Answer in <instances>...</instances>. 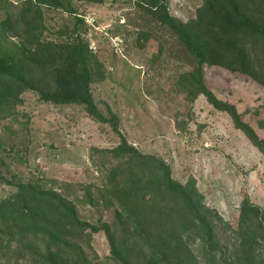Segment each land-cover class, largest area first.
<instances>
[{
	"label": "rangeland",
	"instance_id": "1",
	"mask_svg": "<svg viewBox=\"0 0 264 264\" xmlns=\"http://www.w3.org/2000/svg\"><path fill=\"white\" fill-rule=\"evenodd\" d=\"M146 1L61 0L62 6H56L0 0V45L19 57L26 45L24 31L49 45H67L79 37L94 57V102L105 116L109 108L118 117L127 145L165 162L175 181L194 180L207 207L236 228L245 198L264 209V153L204 96L187 99L179 83L193 70V58L172 31L151 17ZM164 1L169 14L185 23L195 18L204 0ZM45 68L30 69L37 90L16 87L0 103V176L52 188L76 204L82 220L112 223L113 209L91 206L84 191L90 187L98 198L107 173L121 161L111 153L120 139L82 106L40 100L39 91L56 89L54 68ZM204 71L208 89L234 105L264 139V128L258 125L264 120V87L220 67ZM14 192L0 182V201ZM91 245L100 262L114 264L102 232L93 235ZM192 251L200 264H216L202 259L199 244ZM0 264L33 263L15 247L0 252Z\"/></svg>",
	"mask_w": 264,
	"mask_h": 264
},
{
	"label": "trees",
	"instance_id": "2",
	"mask_svg": "<svg viewBox=\"0 0 264 264\" xmlns=\"http://www.w3.org/2000/svg\"><path fill=\"white\" fill-rule=\"evenodd\" d=\"M40 1L62 6L61 0ZM146 4L151 17L172 31L193 58V70L179 83L187 99L204 96L264 153V139L234 105L208 89L204 78L205 67H220L264 87V0H204L195 18L185 23L169 14L164 0ZM26 25L33 28L29 21ZM28 32L19 57L0 45V103L10 99L16 87L38 89L30 69L52 67L56 89L38 90L40 100L82 106L91 118L110 125L120 139L111 153L121 161L107 173L98 198L90 187L84 197L91 206L113 209L114 221L89 223L80 218L76 204L56 190L0 176V182L15 189L0 201V252L16 247L33 264H103L91 245L93 235L102 232L114 264H200L192 251L196 243L209 263L264 264V209L245 198L232 228L207 207L194 180L175 181L169 165L127 145L109 108L107 116L98 109L90 89L94 57L79 37L67 45H49ZM258 125L264 128V120Z\"/></svg>",
	"mask_w": 264,
	"mask_h": 264
}]
</instances>
